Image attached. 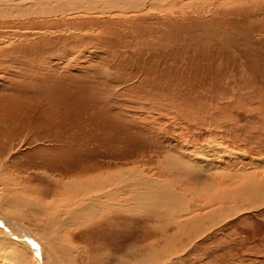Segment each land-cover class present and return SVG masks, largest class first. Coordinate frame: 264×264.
Listing matches in <instances>:
<instances>
[{"label":"rangeland","instance_id":"obj_1","mask_svg":"<svg viewBox=\"0 0 264 264\" xmlns=\"http://www.w3.org/2000/svg\"><path fill=\"white\" fill-rule=\"evenodd\" d=\"M40 1L54 0H0V197L49 200L52 178L78 177L59 167L68 152L73 167L132 170L190 206L264 169V0H142L133 11L81 0L51 12ZM167 157L192 167L171 171ZM234 201L196 241H174L180 253L166 264H264V201L250 210ZM6 213L0 203V264H50L22 213ZM137 230L110 243L130 244ZM79 239L69 237L77 264L95 251L110 264L105 248ZM13 244L32 256L14 259Z\"/></svg>","mask_w":264,"mask_h":264},{"label":"bare ground","instance_id":"obj_2","mask_svg":"<svg viewBox=\"0 0 264 264\" xmlns=\"http://www.w3.org/2000/svg\"><path fill=\"white\" fill-rule=\"evenodd\" d=\"M94 1L96 0H87V8H93L96 5ZM150 1L146 0V4H150ZM81 2V0H54L53 2L40 1L39 3L41 7L50 5L51 9L46 11L51 12L54 10L61 11L68 4L78 6L81 5ZM141 2L142 0L97 1L98 4L104 3L102 5L107 7L120 4L122 10L138 9ZM35 9L37 10V8ZM67 154L63 155L65 165L59 167L65 168L67 166L70 172L78 177L76 176L77 178L74 180H62L60 185L59 180L63 178H52L56 190L52 189L55 193L51 195L49 200L32 198L33 196L27 197L18 194V192L16 195L13 194L15 192L10 193L7 197L4 193L5 189H3L0 197V203L6 208L7 215H11L13 218L19 217L22 213H20V209H23V218H21L28 221L29 225L38 233L39 238L43 241L44 251L50 264H77L75 254L78 248L70 242L69 237L75 238V241L79 237L87 250L91 246L105 248L103 250L110 254L112 259L110 264H142L143 261L154 258L157 259L156 263L153 264H166L170 261L169 257L172 253H180L174 249L171 250L174 241L176 243L181 238L183 240L191 238L196 241L201 231L207 228V224L216 223L217 220L228 215L231 210L229 204L235 202L234 200L236 203L237 200L241 201V208L236 210H250L264 201V169L259 172L243 171L242 180L235 186V190L233 188V191L224 197L220 195L221 198L219 199L221 200L211 202L204 199V202L190 206L186 205L183 199L176 202L177 198L175 199L173 195L165 191V187L168 186L166 183L157 182L155 186H151L144 175L140 174L139 176L135 172L132 173V170H129V174H125L123 169L119 170L121 168L112 171L113 173H104L100 172L101 170H96L97 167H89L84 164L73 167V163L72 165L69 164L72 154L69 152ZM165 162L171 171L190 167L185 165L182 168L181 163L169 157L166 158ZM64 168L57 170L63 171V175H65L68 172ZM54 180L58 183H55ZM46 188L48 187L46 186ZM48 191L45 188L40 189V194L45 197L48 195ZM28 210L36 213V218H32L34 221L30 220V222L28 219H24L26 213L29 212ZM121 211L127 212L129 216H120ZM134 213H141L148 217L147 219H140L141 217L137 218ZM137 221L140 225H137ZM20 227L18 225L17 229L23 234L25 231L23 232ZM126 229L132 232H135L134 229H138L137 231H141L142 237L138 239L139 235H135L132 238L133 241L131 239L130 242H132L125 246H119L116 242L110 243L114 241L113 239L119 231ZM171 229L173 231H170ZM86 231L87 233H85ZM68 233V241L65 239V241H61V236L64 237ZM0 241L1 246L5 244V240L1 239ZM84 241L86 242L84 243ZM188 242L183 243L181 250L189 245ZM4 246L2 250L8 251L6 245ZM26 247L24 244L23 246L18 244V246L11 247L13 251V253L11 251V256L22 263L26 254L32 256ZM138 249L143 250V253ZM106 252L103 254L107 255ZM161 254H166L165 258ZM108 260L109 257H104L100 252L95 251L89 259V264H106Z\"/></svg>","mask_w":264,"mask_h":264}]
</instances>
